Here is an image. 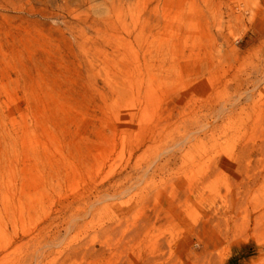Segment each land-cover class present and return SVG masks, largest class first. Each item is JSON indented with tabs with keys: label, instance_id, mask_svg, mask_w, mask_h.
<instances>
[{
	"label": "rangeland",
	"instance_id": "1",
	"mask_svg": "<svg viewBox=\"0 0 264 264\" xmlns=\"http://www.w3.org/2000/svg\"><path fill=\"white\" fill-rule=\"evenodd\" d=\"M259 20L264 23V0H0V246L6 253L42 230L62 236L69 214L98 235L90 215L99 209L103 215L105 205L111 213L149 181L166 197L175 173L188 185L190 172L205 166L202 153L194 154L203 169L180 157L196 134L187 131L194 125L189 109L226 75L249 66L255 54L246 47ZM209 151L221 160L236 155L224 146ZM171 156L154 177V167ZM250 166L261 177L240 201L234 233L251 236L236 246L214 240L208 264H264V152H255ZM220 169L207 186L218 191L212 203L225 215L234 179ZM191 208L178 227L165 225L171 247L190 245V228L205 211L202 203ZM152 234L148 245L158 232ZM238 250L239 259H232Z\"/></svg>",
	"mask_w": 264,
	"mask_h": 264
},
{
	"label": "bare ground",
	"instance_id": "2",
	"mask_svg": "<svg viewBox=\"0 0 264 264\" xmlns=\"http://www.w3.org/2000/svg\"><path fill=\"white\" fill-rule=\"evenodd\" d=\"M255 26L254 38L246 47V51L255 54V58L247 63L249 66L245 69L242 65L230 77L226 75L222 84L210 95L199 99L189 109V113L185 111L190 115L189 120H194V125L188 127L187 131L196 134H193L195 137L188 144L189 149L180 154V157H189L195 162L194 153H202L204 169L200 162H195V166L201 165L200 168L203 169L202 171L195 167L202 171L199 173L196 171L198 176H195V172H190V183L180 185L179 182H183V179L178 176V172L175 173L176 176L169 180L175 188L169 191L167 197L158 193L153 187V182L149 181L136 194L131 193L133 195L127 200L118 203L111 213H106L107 205L103 207L104 211L106 210L103 215L101 214L103 211L97 209V212L90 215V223L92 221L99 223L96 231L98 235L90 236L84 221L76 222L77 217H70L69 214L66 231L60 237L56 235L55 230L47 229L22 241L11 254L6 253L7 246H0V255L5 254L6 259L0 258V264H208L215 256V253L209 251V248L214 246V240H227L231 246L248 240L251 235H245V232L242 235L234 233L235 229L240 227V221L234 214L241 212L240 201L250 194L257 179L261 177L258 169L254 171L257 164L255 167L250 166L253 155L258 151L264 152V23L259 20ZM190 133L188 137L192 135ZM222 146L236 153L235 157L230 152L226 159L221 160L219 154H212L209 151ZM206 148L209 150H205ZM171 158L173 157H168L154 167V177L160 176V172L168 168ZM174 160L176 161V157ZM226 167L231 172L232 176H229L234 180L228 183L230 185L228 195H231L229 210L222 215L223 208L212 203L213 194H218V191L208 188L207 182H210V178L219 171V168L222 170ZM249 167L253 170L252 174L248 172ZM249 180L251 184L248 191L240 189V184ZM94 203L91 202L90 206ZM201 203L205 211H202V217L190 228V245L184 250H180L178 246L171 247L169 239L172 237L165 232V225L169 222L178 227L183 216L192 212L191 206ZM228 204L225 202V206ZM88 209L91 211V208ZM130 210L136 213L135 220H130ZM86 214H89L88 210ZM218 225H223V229H219L221 226L217 228ZM242 225L243 223L241 227ZM152 229L158 234L155 237V244L148 245L146 241L153 237ZM192 244L198 247V250L191 248ZM239 253V250L234 252L231 258L239 259ZM230 263L231 260L228 264Z\"/></svg>",
	"mask_w": 264,
	"mask_h": 264
}]
</instances>
